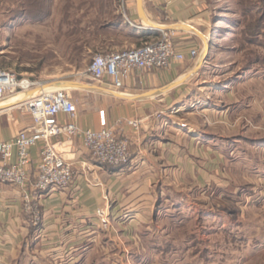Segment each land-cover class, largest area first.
Segmentation results:
<instances>
[{
	"label": "rangeland",
	"instance_id": "374dc122",
	"mask_svg": "<svg viewBox=\"0 0 264 264\" xmlns=\"http://www.w3.org/2000/svg\"><path fill=\"white\" fill-rule=\"evenodd\" d=\"M89 1L0 0V70L42 86L49 81H75L101 88L88 72L96 55L86 49L105 33L95 29L90 32L98 21L88 17ZM200 1L209 13L208 25L205 35L191 31L201 45L200 60L182 63L185 75L193 76L184 81L187 85L180 95L187 103L177 123L199 139L217 143L220 150L215 152L225 158V166L217 159L207 169L202 164L203 182L196 174L178 170L169 191L168 182L160 186L163 197L172 199H159L155 216L130 225L131 219L125 214L115 221L109 217L108 225L97 216L96 229L80 232L85 234L78 240L76 252L62 242L43 245L38 240L24 264H217L216 256L211 263L217 249L210 243L216 244L219 239L211 236L206 241V229L212 225L206 214H214V219L223 217L227 226L232 224L231 212L238 205L234 192L243 186L249 188L246 181L264 177V0ZM140 27L136 46L128 49L139 48L164 34L173 39L175 33L144 29L156 28V24ZM173 42L181 43V39ZM209 45L211 53L203 63ZM51 83L41 89H64L48 87ZM32 91L30 94L38 88ZM93 92L92 104L103 97L101 91ZM20 93L9 95L2 103L13 105V98ZM70 93L73 100L83 95L81 90ZM220 136L223 142H219ZM210 154L208 158L213 152ZM223 176L231 182L226 190L221 188ZM235 179L242 184H234ZM213 227L210 231L217 226Z\"/></svg>",
	"mask_w": 264,
	"mask_h": 264
},
{
	"label": "crops",
	"instance_id": "0c3cea01",
	"mask_svg": "<svg viewBox=\"0 0 264 264\" xmlns=\"http://www.w3.org/2000/svg\"><path fill=\"white\" fill-rule=\"evenodd\" d=\"M86 7L90 20L103 24L100 30L105 33L86 49L88 54L95 55L135 47L142 31L140 26L144 23L180 26L183 30L172 35L173 40L181 39V43H176L177 50L198 48L201 45L193 39L191 31L205 35L209 19L200 0H142L141 8L139 0H91L86 2ZM210 40L206 38L208 43ZM192 76L193 73L185 75L182 63L175 62L163 70L134 73L123 90L115 89L108 82L100 85L101 88L81 90L82 97L74 99L75 123L81 129H99L101 118L108 128L115 127L119 121H141L139 130L124 124L118 131L119 137L130 142L132 161L122 167L101 165L84 151L80 139L69 141L64 135L54 138L52 143L57 150L74 165V184L67 190L52 189L32 194L34 212L26 210L21 190L8 184L0 185V264H24L25 257L33 252L38 240L43 245L62 242L76 252L82 235L99 225L98 209L106 208L111 221L123 214L130 217L129 225L143 221L157 214L159 199H172L171 196L163 197L160 186L164 181L168 182L166 189L169 191V183L176 181L178 170L188 175L196 174L201 182L205 178L201 177L202 170L214 164V160L224 167L225 158L215 152L220 150L217 143L199 139L185 127L179 128L177 123L178 115L187 103L180 94ZM43 86L37 87V92L14 97L13 105L1 102L0 110L5 111H0V142L11 140L22 131H31V117L21 111L20 106L26 99L40 94ZM95 90L101 91L103 97L92 104L90 100L94 97L91 94ZM9 114L11 117L7 119ZM58 120L61 124L69 122L64 114H60ZM219 139V142L224 141L221 136ZM43 146L44 143L39 142L31 150L29 174L32 180ZM210 151L212 158L207 157L208 152L211 155ZM202 164L204 169H201ZM239 180L235 179L233 183L242 184ZM246 182L249 188L243 186L233 194L238 205L231 212L232 224L227 226L222 216L223 219H214V214H206L212 222L206 229V241L211 236L219 239L216 244L210 243L217 249L210 257L211 263L216 256L217 264H264V177ZM220 183L223 190L231 184L225 176L220 177ZM36 225L40 230L34 237L31 229ZM213 226L217 227L210 231ZM221 239L226 241L220 242Z\"/></svg>",
	"mask_w": 264,
	"mask_h": 264
},
{
	"label": "built area",
	"instance_id": "2783aa9c",
	"mask_svg": "<svg viewBox=\"0 0 264 264\" xmlns=\"http://www.w3.org/2000/svg\"><path fill=\"white\" fill-rule=\"evenodd\" d=\"M186 49L177 50L170 35L164 34L160 39L147 42L139 48L97 54L88 72L97 84L108 82L115 89L123 90L126 82L136 72L159 71L175 62L189 63L199 58V47ZM41 85L42 83L31 82L29 79H19L15 73L0 70V103L11 94H24ZM20 107L31 117L32 128L31 131L20 132L11 140L0 142V185L8 184L21 190L27 211L34 212L32 194L52 189L67 190L74 184V165L52 143L56 137L64 135L69 141L80 139L84 151L101 165L122 167L132 161L130 142L119 137L118 131L124 124L139 130L141 121H119L115 127L108 128L101 118L99 129L83 130L75 123L76 103L70 90L65 89L42 91L26 99ZM60 114L67 116L69 122L61 124L58 120ZM39 142H43L44 146L40 151L36 176L32 180L29 174L30 155ZM97 216L102 224H109L105 208L99 209Z\"/></svg>",
	"mask_w": 264,
	"mask_h": 264
},
{
	"label": "water",
	"instance_id": "95a60500",
	"mask_svg": "<svg viewBox=\"0 0 264 264\" xmlns=\"http://www.w3.org/2000/svg\"><path fill=\"white\" fill-rule=\"evenodd\" d=\"M139 5H140V8H141L142 0H139ZM160 27L169 28L167 26L156 25V28H149L148 27V28H144V29H155V30L163 31V29H160ZM210 53H211V47L209 45V46H207L206 53H205V55L203 57V63H205V62L207 63V60L209 59ZM50 86L51 87H57V88H64V89H68V90H86V89L90 90V89H95V87H90V86H87L85 84H82V83H79V82H75V81H57V82L51 83ZM0 111H5V110H0Z\"/></svg>",
	"mask_w": 264,
	"mask_h": 264
},
{
	"label": "trees",
	"instance_id": "16d2710c",
	"mask_svg": "<svg viewBox=\"0 0 264 264\" xmlns=\"http://www.w3.org/2000/svg\"><path fill=\"white\" fill-rule=\"evenodd\" d=\"M26 14V13H25ZM23 18V17H22ZM94 25V24H93ZM103 24H101L99 21L96 23V25H95V28L97 29L96 31L98 32V33H103L104 31L103 30H100V29H102L103 27ZM94 28V29H95ZM42 193H45V192H42ZM39 230H40V228H39V226H32V229H31V232H32V236L34 235V237L36 236V234H38L39 233Z\"/></svg>",
	"mask_w": 264,
	"mask_h": 264
},
{
	"label": "bare ground",
	"instance_id": "6f19581e",
	"mask_svg": "<svg viewBox=\"0 0 264 264\" xmlns=\"http://www.w3.org/2000/svg\"><path fill=\"white\" fill-rule=\"evenodd\" d=\"M160 29H163V31L172 30L174 32L183 30V28H181L180 26H173V27H169V28H164L163 27V28H160Z\"/></svg>",
	"mask_w": 264,
	"mask_h": 264
}]
</instances>
